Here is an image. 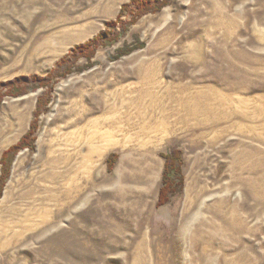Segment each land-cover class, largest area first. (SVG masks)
I'll use <instances>...</instances> for the list:
<instances>
[{
	"label": "rangeland",
	"instance_id": "374dc122",
	"mask_svg": "<svg viewBox=\"0 0 264 264\" xmlns=\"http://www.w3.org/2000/svg\"><path fill=\"white\" fill-rule=\"evenodd\" d=\"M134 1L0 0V160L36 121L0 193V264H264V0H170L116 38ZM81 110L106 130L89 161L65 137ZM172 148L183 187L157 206Z\"/></svg>",
	"mask_w": 264,
	"mask_h": 264
},
{
	"label": "trees",
	"instance_id": "16d2710c",
	"mask_svg": "<svg viewBox=\"0 0 264 264\" xmlns=\"http://www.w3.org/2000/svg\"><path fill=\"white\" fill-rule=\"evenodd\" d=\"M170 0H136L134 1L138 6V13L134 15L133 19L129 22L120 23L121 24V32L115 35L116 38H119L121 34L125 33L129 26H131L138 17L147 14V13H154L161 10L164 6L169 4ZM127 6H124L123 9L127 10ZM104 34H100L97 36L92 42L88 45L78 47L76 51L77 59L79 56H84L87 59H91L93 53L97 49V47L102 46L105 44ZM140 44H138L139 46ZM134 47L124 46L123 48L117 51V57H121L123 55L128 54ZM74 54V53H73ZM72 54V55H73ZM79 68L78 70H81ZM72 72V62L70 61H63L62 63L58 64L55 69H53L50 74L45 78H32L25 80L20 79L16 82H22L19 87H15L12 89V95L18 96L24 93H28L34 89L36 86L40 87H47L48 82L51 79H56V77L61 76L64 77ZM61 73L60 75H57ZM44 97L42 96L38 99L36 112L34 113L35 118L42 112L43 107L46 103L44 101ZM35 122L33 121L29 132L14 146L8 148L3 154L0 160L1 165V174H0V193L4 186V183L9 174V166L13 156L23 148H31L32 147V140L31 136L32 133L35 131ZM162 158L164 159V166L162 171V180H161V187L159 189V196H158V203L157 206H163L169 202L170 198L180 193L183 187L184 176L182 171L183 160L181 156V152L177 149H171L167 153H162ZM116 155L113 154L109 157L110 163L112 166L115 162Z\"/></svg>",
	"mask_w": 264,
	"mask_h": 264
},
{
	"label": "bare ground",
	"instance_id": "6f19581e",
	"mask_svg": "<svg viewBox=\"0 0 264 264\" xmlns=\"http://www.w3.org/2000/svg\"><path fill=\"white\" fill-rule=\"evenodd\" d=\"M130 85V84H129ZM73 106H78V102ZM73 110H75L73 108ZM73 110L72 114H73ZM79 110V109H78ZM84 110L79 111L78 119L69 124L72 128L66 133V140L72 143L74 150L79 151L86 161H89L93 156H100L105 149L106 130L101 117H89ZM75 116V115H73ZM74 118V117H73ZM76 118V116H75ZM57 137H52L48 143L41 146V158L44 161L55 162V148H57ZM107 146V145H106Z\"/></svg>",
	"mask_w": 264,
	"mask_h": 264
}]
</instances>
